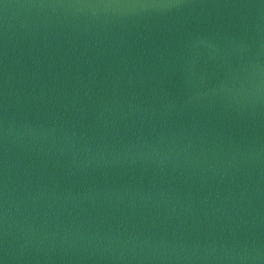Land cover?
<instances>
[{
	"label": "water",
	"instance_id": "water-1",
	"mask_svg": "<svg viewBox=\"0 0 264 264\" xmlns=\"http://www.w3.org/2000/svg\"><path fill=\"white\" fill-rule=\"evenodd\" d=\"M3 264H264V0H0Z\"/></svg>",
	"mask_w": 264,
	"mask_h": 264
},
{
	"label": "snow or ice",
	"instance_id": "snow-or-ice-1",
	"mask_svg": "<svg viewBox=\"0 0 264 264\" xmlns=\"http://www.w3.org/2000/svg\"><path fill=\"white\" fill-rule=\"evenodd\" d=\"M0 264H3V262H2V261H0Z\"/></svg>",
	"mask_w": 264,
	"mask_h": 264
}]
</instances>
